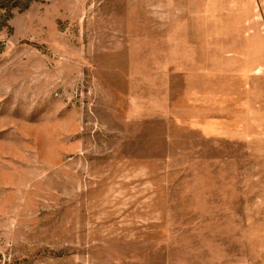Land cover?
<instances>
[{
  "label": "rangeland",
  "instance_id": "1",
  "mask_svg": "<svg viewBox=\"0 0 264 264\" xmlns=\"http://www.w3.org/2000/svg\"><path fill=\"white\" fill-rule=\"evenodd\" d=\"M264 264V0H0V264Z\"/></svg>",
  "mask_w": 264,
  "mask_h": 264
},
{
  "label": "built area",
  "instance_id": "2",
  "mask_svg": "<svg viewBox=\"0 0 264 264\" xmlns=\"http://www.w3.org/2000/svg\"><path fill=\"white\" fill-rule=\"evenodd\" d=\"M252 264H256V263H252Z\"/></svg>",
  "mask_w": 264,
  "mask_h": 264
}]
</instances>
